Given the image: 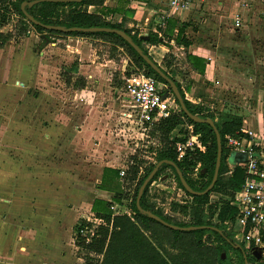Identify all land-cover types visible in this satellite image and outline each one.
<instances>
[{
	"label": "crops",
	"instance_id": "1",
	"mask_svg": "<svg viewBox=\"0 0 264 264\" xmlns=\"http://www.w3.org/2000/svg\"><path fill=\"white\" fill-rule=\"evenodd\" d=\"M104 4L119 8L117 21L133 32L144 35L154 26L155 0ZM168 19L161 35L150 31L160 42L145 43L148 54L160 64L170 53V69L186 99L205 112L240 116V129L257 133L264 150V0H192ZM0 31L8 35L0 46V264H74L75 223L95 217V199L110 202L113 215L122 214L113 207H125L128 197H114L127 195L137 181L125 177L137 149L116 126L122 107L115 95L128 64L122 48L115 51L120 59L108 52L100 58L94 37L65 36L62 46H53L31 27L14 34L4 23ZM179 31L187 46L177 42ZM186 52L202 62L187 61ZM177 132L178 126L169 139ZM159 144L158 137L152 146ZM105 169L118 176L114 181L110 172L102 188ZM162 174L151 181L156 192H165ZM68 232L70 242L61 239ZM162 245L160 253L179 252Z\"/></svg>",
	"mask_w": 264,
	"mask_h": 264
},
{
	"label": "trees",
	"instance_id": "2",
	"mask_svg": "<svg viewBox=\"0 0 264 264\" xmlns=\"http://www.w3.org/2000/svg\"><path fill=\"white\" fill-rule=\"evenodd\" d=\"M29 1L32 0H0V26L7 22L10 13H16L19 16L20 27L18 32L26 31L29 26L42 36L43 41H49L52 35H61L63 37L81 35L102 39L111 57L115 56L111 52L122 48L121 55H123V58L142 69L146 74L152 75L164 83L166 85L165 90L171 91L169 83L160 77L146 63L141 54L117 33L112 31H63L45 26L50 24L64 27L98 26L119 28L128 33L133 42L142 49V52L151 58L144 44L159 43V36L154 32H149L146 36H143L125 27L121 22L117 21L114 15L115 12L120 11L119 8L106 6L104 0H38V2L31 5L28 4ZM23 2L25 4L22 7ZM66 5L69 8L65 10L64 6ZM90 6L95 8L94 11H88ZM27 14L31 15L39 23L30 21L27 18ZM107 17H109V20L106 19ZM168 21L173 25L172 19H168ZM7 37V34L5 35L0 31V46ZM176 39L178 43L181 42L185 46L189 44L188 39L182 36L181 31H179ZM185 57L187 61L195 65L202 62L200 58H196L187 52ZM170 58H172V55L169 53L159 66L177 85L186 108L191 113L198 114L204 118L213 119L214 113L219 115V118L213 122L220 134L222 153L218 176L213 186L208 192L200 193L209 185L214 172L217 150L214 127L207 122H196L190 119L180 108L177 99L174 97L179 110L171 112L168 116L152 124L153 128L150 132L157 133L160 141L158 147L148 146V152L151 153L152 160L142 157L138 150L130 157L132 158V163L129 165L125 177L129 180L137 178L132 195L129 196L130 215L126 213L113 215L110 209V202L95 199L92 207L95 211L94 216L100 218L102 222L95 225L94 235L88 241H85L79 230L84 225L90 226L91 223L86 219L78 220L74 226L75 243L78 247L85 250L87 259H92L90 264H169L166 258L170 259V264H245V259L248 264H251V260L255 258L252 251L245 249L241 243L237 246L232 231L228 230L225 223V221H232L236 214V209L229 204V197L243 182V169L238 164H233L227 179L223 180L220 177L221 173L223 174L226 171L225 163L228 161L229 151L224 145L225 135L240 134L241 117L230 113L205 112L200 105L187 100L180 83L174 78V69H170L172 64ZM185 122L191 124L194 132L199 134V140L205 147L204 150L196 148L192 151L185 150L182 154H178L173 148V139H169L168 134L176 126ZM160 160H163V162L146 185L139 200L140 207H138L136 205L138 188L155 163ZM144 162L146 165L138 173L141 164ZM197 164H199L200 170L197 177H193V169ZM166 168L172 170L178 186L186 195L192 198L190 202L179 203L174 201L170 203L172 211L176 210L180 214L189 213L188 220H175L172 215L163 213L159 207H154V204L148 200L150 197L149 184ZM176 169L182 173L189 186L195 191H199V193H190L182 186ZM110 172H112L113 180L115 181L118 171L105 169L101 184H99L100 187L104 188L106 183L110 181L108 179ZM138 174L139 176L137 177ZM157 191L165 193L163 190ZM211 191L229 195V197L226 201L217 200V203H210L209 215H205V217L202 215L204 212L203 206ZM123 196L127 195L116 194L114 200L120 202ZM146 210L171 224L200 227L193 230L170 228L150 217ZM212 218L214 221H212ZM164 242L173 248H177V250L182 249L183 259L181 260L178 256L174 257L166 251L160 253L157 247L163 246L162 243ZM229 250H232L235 259L230 260L228 257ZM222 253L225 254L224 257H222ZM94 259L95 261H93ZM257 262V264H264V261Z\"/></svg>",
	"mask_w": 264,
	"mask_h": 264
},
{
	"label": "built area",
	"instance_id": "3",
	"mask_svg": "<svg viewBox=\"0 0 264 264\" xmlns=\"http://www.w3.org/2000/svg\"><path fill=\"white\" fill-rule=\"evenodd\" d=\"M155 3L158 7L152 9L155 18L154 26L146 27L145 34L154 30L161 35L167 19L186 10L192 0H155ZM142 4L145 5L146 2L142 1ZM233 25L235 27L241 25L240 17H234ZM127 64V73L122 78L119 90L123 96L121 100L123 110L120 118L134 124L140 129L141 134L146 136L153 123L179 110V106L171 91L165 90L164 83L146 74L134 64L128 61ZM186 126L187 134L177 132L172 138L173 148L178 154L196 148L204 150L199 134L194 132L191 124L186 123ZM240 132L246 135L227 134L224 140V145L229 151L228 157L234 151H244L248 154L246 161L238 163L244 172L243 182L229 197V204L236 209V214L232 221H225V223L238 244H243L245 249L255 247L264 254V150L260 148L257 133L253 130L242 131L241 129ZM228 162L233 165L229 160ZM199 170L200 166L197 164L193 169V177H197ZM229 172L231 173V170ZM120 175H124L123 170L120 171ZM126 200L129 202V199ZM127 204L123 213L130 214L131 210ZM86 220L91 225L82 226L79 233L85 241H88L95 233V225L102 221L96 217L86 218Z\"/></svg>",
	"mask_w": 264,
	"mask_h": 264
},
{
	"label": "rangeland",
	"instance_id": "4",
	"mask_svg": "<svg viewBox=\"0 0 264 264\" xmlns=\"http://www.w3.org/2000/svg\"><path fill=\"white\" fill-rule=\"evenodd\" d=\"M64 7H65L64 8L65 10L67 8H69L67 5L64 6ZM94 9L95 8L92 7V6L88 7V11H94ZM6 23H9L11 25L14 34L19 33L18 32V29L20 27L19 26V16L16 13H10V16H9V18H8ZM27 28H30V27L28 26ZM24 32H26V31H24ZM76 36H80V35H76ZM62 38H63V36H61V35H52V36H50L49 41H46V42L48 44L50 43V45H53V46H62L63 45ZM92 45L93 46L95 45V47H97V52L99 53L100 58H106L107 57L106 56L107 55L106 54L107 50H106V47L104 46V44L102 42V39L96 38L94 40V42L92 43ZM111 53L116 54L117 58L120 59V56L118 55V53H116L115 51L111 52ZM121 57H122V55H121ZM119 70H120V68H119ZM116 81L117 82L119 81L118 84L120 85L119 76L116 78ZM183 87L185 88V84H183ZM119 90H120V88H119ZM117 91L118 90H116L115 97L117 98V96H118L120 101H121L123 96L120 94V91L119 92H117ZM177 106H178V104H177ZM121 107H122V103H121ZM122 110H123V107H122ZM202 112L205 114V112L203 110H202ZM120 116L121 115L119 113L118 120H117L118 122H117L116 126H117V128H120L122 130L120 132L121 136H123L128 141V143L130 145H133L145 159H152L151 153L148 152V146H150V145L155 146L157 144V139H158V134L157 133H155V132L151 133L150 132V131H152L151 129L153 128L152 127L153 125H151V127L148 129V133L145 136V135L141 134L140 129L135 127L134 124L132 125L131 123L126 122L125 120L121 119ZM206 118H209V117H206ZM218 118H219V115L217 113H214L213 114V119L212 118H210V119L214 121V120H217ZM178 129H179V133L180 132L184 133V134L188 133V128H187L186 124L178 125ZM225 165L227 167V168L225 167L226 171H224L223 174L221 173V176H220L221 179H223V180L227 179V177L230 174L229 171H230V168H231V164L228 161L225 163ZM162 173L163 174L159 177V179H160V183H163V185L165 186L164 187L165 193L156 192L155 190H153V186H151V183H150L149 184V193H150V195L152 193H154V195H153L154 197L153 198L149 197L148 198L149 202L153 203L154 207H159V209L163 213H167V214L172 215V218H174L175 220H182V221L188 220L189 216H190V215H188L189 213L180 214L176 210L172 211L170 203L174 202V201L175 202H179V203L190 202L192 198L190 196L186 195L185 192L183 190H181V188L178 186L177 181L175 179V176H174V173L172 172V170H170L169 168H166V169H164L162 171ZM125 188H127V187H125ZM132 192H133V187H130L129 190L127 189V191L125 192L127 194L126 197H128L127 199H129V196L132 195ZM228 197H229V195H225V194H221V193L219 194V193H216L215 191L214 192H212V191L209 192V194L207 196V200H206V202L204 203V206H203V211L204 212L202 213V215H204V216L205 215H209L208 213L210 211L209 210L210 209L209 208L210 207V203H217L216 202L217 200L218 201H226L228 199ZM123 202L126 203V204L128 203L127 200H124ZM162 202H163V204H162ZM124 209H125V207L122 206V208H121V206L119 204H116L113 207L114 212H118V211L119 212H121V211L123 212ZM89 218H92V216H90ZM212 221H214L213 218H212ZM76 223H75V225H76ZM70 236H71V234H70V232H68V233H65L61 237V239H64L65 241L67 240L68 242H70ZM73 238H74V227H73ZM74 241H75V239H74ZM235 242H237V241H235ZM74 245L77 248V249L74 248V253H75V256L77 258L73 259L75 261V263L73 262V260H72V262L74 264H90V260L89 261L86 260V256H85L86 252H85V250L81 249L80 247H78L76 245V243ZM67 251H65V252H67ZM178 251L179 252L177 254H175L174 257L178 256L182 260L183 259L182 249H180ZM167 252L170 254V252H173V251L172 250H168ZM74 253H73V255H74ZM224 256L225 255H223V257ZM228 257L230 258V260L235 259V255L232 252V250L228 251ZM259 260L260 261H264V256H261L260 259H257L256 257L253 258L251 260V264H257L258 263L257 261H259Z\"/></svg>",
	"mask_w": 264,
	"mask_h": 264
},
{
	"label": "water",
	"instance_id": "5",
	"mask_svg": "<svg viewBox=\"0 0 264 264\" xmlns=\"http://www.w3.org/2000/svg\"><path fill=\"white\" fill-rule=\"evenodd\" d=\"M63 1V0H61ZM75 1H80V0H75ZM38 2V0H32L29 1L28 4H34ZM25 2L22 3V7L24 6ZM27 18L34 22V23H39V21H37L36 19H34L31 15L27 14ZM47 28H53V29H58V30H63V31H112L117 33L118 35H120L121 37H123L129 44H131L134 49L141 54V56L143 57V59L146 61V63L160 76L162 77L165 81H167L169 83L170 86V90L171 93L174 95V97L177 99L180 108L186 113V115L192 119L193 121L196 122H207L210 125H212L214 127L215 130V134H216V145H217V150H216V160H215V166H214V172H213V176L211 179V182L209 183V185L203 190L200 191V193H205L208 192L211 187L213 186L217 176H218V170H219V166H220V161H221V153H222V145H221V139H220V134L217 130V128L214 125V122L209 119V118H204L201 117L198 114H194L191 113L185 106L183 98L181 96V93L177 87V85L175 84V82L168 76L166 75L161 67L159 66V64L157 62H155L153 59H151L147 54H144L142 52V49L133 42V40L131 39V36L126 33L124 30L119 29V28H111V27H98V26H91V27H79V26H70V27H64L62 25H50V24H46L45 25ZM144 36V35H143ZM248 157V154L244 151H234L232 152L229 157L228 160L233 163V164H238L240 162H244L246 161ZM163 160H160L158 162L155 163L154 167L152 168V170L148 173V175L144 178V180L142 181L141 185L138 188L137 191V196H136V205L138 207L139 206V200L140 197L146 187V185L150 182V180L152 179L154 173L157 171L158 167L162 164ZM177 175L179 177V180L182 184V186L190 193H199V191H195L194 189H192L189 184L186 182L185 178L183 177L182 173L176 169ZM146 213L152 217L153 219L161 222L162 224L170 227V228H174V229H181V230H193L196 229L200 226H194V225H189V226H178L175 224H171L166 222L165 220H163L162 218H160L158 215L146 210ZM238 246V244H237ZM252 254L259 258L261 256V253L259 251V249L253 247L251 249ZM245 264H248V261L245 259Z\"/></svg>",
	"mask_w": 264,
	"mask_h": 264
}]
</instances>
